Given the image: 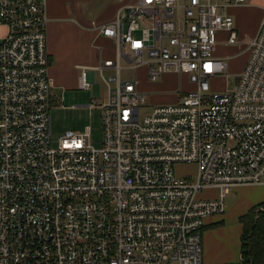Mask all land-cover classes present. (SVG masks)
<instances>
[{"label":"built area","instance_id":"built-area-1","mask_svg":"<svg viewBox=\"0 0 264 264\" xmlns=\"http://www.w3.org/2000/svg\"><path fill=\"white\" fill-rule=\"evenodd\" d=\"M242 1L137 0L100 24L117 55L97 67L106 101L88 105L103 110L96 148L89 126L52 146L46 0H0V264H205L206 219L234 187L264 184V18L235 87L211 86L229 76L215 47L220 30L236 42L226 6ZM123 60L195 87L142 113L148 94ZM79 85L92 86L86 70ZM178 163L196 164V179ZM210 187L218 198H199Z\"/></svg>","mask_w":264,"mask_h":264},{"label":"crops","instance_id":"crops-1","mask_svg":"<svg viewBox=\"0 0 264 264\" xmlns=\"http://www.w3.org/2000/svg\"><path fill=\"white\" fill-rule=\"evenodd\" d=\"M136 1L46 0L47 47L51 59L49 73L52 82V102H62L70 96V99H76L78 97L76 91L81 89L79 84L83 70L88 72V77L93 85L97 72L99 73L97 67L105 60L116 58L117 43L115 38L105 35L99 26L114 20L122 7ZM226 11L234 17L238 38L235 43H228V31L220 30L218 33L219 41L215 47V55L227 60L229 73V76H223L227 79L228 84L221 91L233 89L238 82L250 56V41L257 35L260 23L264 18V0H243L237 4H229L226 6ZM5 32L6 26L0 23V36ZM144 71L145 76L146 74L148 76L147 67H144ZM104 72L111 74L114 69L105 68ZM177 76L186 77L185 75L167 73L163 75L158 86L166 89L172 88L173 79ZM216 78L214 77L213 80ZM138 85L141 91L148 94L145 82L140 79ZM194 87L190 83L188 88L193 89ZM180 96L181 94H178L175 102ZM81 106L84 105L72 104L71 107ZM206 189L213 190L215 195L201 196L199 194V198H218L220 193L218 188ZM211 216L205 221L203 236L214 230L212 226L218 225L217 221H211ZM211 224L212 226H210Z\"/></svg>","mask_w":264,"mask_h":264},{"label":"rangeland","instance_id":"rangeland-1","mask_svg":"<svg viewBox=\"0 0 264 264\" xmlns=\"http://www.w3.org/2000/svg\"><path fill=\"white\" fill-rule=\"evenodd\" d=\"M123 70L121 75L125 79L137 78L147 84L148 98L146 105L142 108V113H148L152 107L159 104L174 103L181 91L189 89L190 82L187 77L177 76L173 79V87L166 89L158 86L163 76L157 81L150 80L145 76V65L137 69L128 68V64L123 60ZM105 75L108 73L104 72ZM230 82V81H229ZM228 84L224 77H217L211 80L212 89L221 91ZM190 90V89H189ZM227 90V89H226ZM186 91V90H185ZM77 98L68 97L62 102H51V125H52V146L57 147L60 138L68 131L84 132L87 125L90 127L91 144L100 148L102 146V108H89L85 106L92 100H97L99 104L106 101L108 87L105 84L100 72H97L96 81L89 90L78 89ZM72 104H83L81 107H71ZM178 177H190L195 180L198 167L192 163H178L175 165ZM213 190L206 189L200 193L201 196H211ZM215 195V194H214ZM264 201V185H240L234 187L225 198V211L212 215L211 221H217L218 225L212 226L214 229L210 234L203 236L204 263L223 264L238 262L240 253L243 250V224L240 222L242 213H247L252 208L260 205ZM243 211V212H242ZM216 223V222H214ZM206 244V245H205ZM208 249V250H207ZM205 254V255H204ZM226 259V260H224Z\"/></svg>","mask_w":264,"mask_h":264},{"label":"trees","instance_id":"trees-1","mask_svg":"<svg viewBox=\"0 0 264 264\" xmlns=\"http://www.w3.org/2000/svg\"><path fill=\"white\" fill-rule=\"evenodd\" d=\"M243 224V250L247 261H264V202L240 216Z\"/></svg>","mask_w":264,"mask_h":264}]
</instances>
